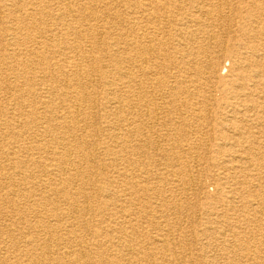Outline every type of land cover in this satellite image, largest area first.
<instances>
[{
	"label": "rangeland",
	"instance_id": "1",
	"mask_svg": "<svg viewBox=\"0 0 264 264\" xmlns=\"http://www.w3.org/2000/svg\"><path fill=\"white\" fill-rule=\"evenodd\" d=\"M47 1H49L48 7L52 9L53 13L48 20L54 22L57 20L54 17L62 12L58 8L59 2L66 8L72 7L81 11L86 9V13H89L87 10L91 7L92 10L96 11L94 18L99 17L94 21L90 18L91 16L86 14L87 22L81 21V26L84 28L93 22L98 24V31L91 36V39L86 38L82 43L83 48L87 51L99 47L98 50L103 59L101 55L97 54L100 56V61L93 56L88 61L92 76L85 80L86 88H89L85 92L95 101L85 105L82 120L78 122L81 130L77 133V135L80 134L78 135L79 138L83 136L80 139L92 141V149L97 148L96 156H94L91 161L92 165L89 167L91 175L84 179V183L81 181L82 184L75 185L73 188V192L79 188H84L82 190L90 196V207L87 213L79 212L73 214V217H77V221L80 223L92 216L100 215L101 210H103L101 215L112 217L118 223H125L131 218L139 217L162 218L164 220L178 217L181 223L190 225L188 228L195 235H201L200 233H203L206 228H209V232H211L208 239L201 236L202 240L198 238L191 244L192 251L196 253V256L199 254V257L203 256L202 248L206 241H210L209 254L215 259L216 264H229V262L236 260L238 261L235 264H264V200L258 199L259 202H257L251 199L248 203L245 199H240V197L247 195L248 189L261 190L259 183L264 184V169L260 173L261 182H258L255 179L257 171L251 165L254 162V156L250 154L248 156L246 153V143L239 144L236 142L234 137L240 134V131L229 124L230 118L235 117L236 121H239L240 130L243 133H248L245 137L264 149L262 109L253 107V103L245 97H239V100L234 99V96L223 87H217L214 90L219 77L227 81H231L232 75L233 78L235 77L236 71L233 69V63L230 59L231 51L236 52L238 48L243 50L247 45H257L262 50L260 44L264 42V36L256 34V31L259 30L257 24V29L254 30L238 28L236 24L242 16L240 10L237 9L239 5L223 6L222 14L226 15L228 12L227 15L231 16L234 22L221 21L214 27L208 22H204L202 26L195 27L198 41L193 46L188 47L189 49L194 47L196 50L192 55L186 48L190 46V43L185 46L187 51L184 54L180 41L182 33L173 27V20L182 11L181 6L178 8L177 2L174 3L171 11L175 15L174 18L168 13L164 15V7L158 8L154 5L156 2L163 4L164 0ZM237 1H240L242 5L245 2L264 5V0ZM9 3L10 5H7L6 9L0 8L1 15L4 17V26L16 27L18 18H25L23 16L25 10L23 9L27 7V0ZM152 15H157L158 19L154 21L151 19ZM39 17L40 14H34L32 18ZM26 20L30 19L26 18ZM76 22L75 13H71L66 20L58 21V24L54 26L55 30L52 37H57L58 40L67 30L66 27L69 24L76 26ZM258 25L264 27V20H261ZM26 30L21 31V34L32 33L31 28ZM106 41H119L120 46L101 47ZM122 41L123 43H121ZM131 42L139 43L140 47H148L152 50L153 59L147 69L153 70V75L149 77L150 84L157 87L159 81L164 80L165 83L173 84L176 80L177 90L175 93H170L165 89L168 87L164 85L163 90L143 91L142 82L146 81L147 77H144L139 71L144 65L137 62L131 68L135 74L128 78L129 86L123 90L126 97H133V101L121 102L114 107V112H118V116L111 120L109 102L115 96V92L110 87L108 88V84L102 82L101 76L108 70H112V75L116 73L111 64L110 52L118 48L129 49L130 47H126L125 44ZM3 43V47L6 48L0 49L1 57L4 53H8L13 58L8 59L11 67L4 66V68L2 67L3 70L0 68V71H3L2 75L0 73V77H9L12 84L17 82L25 90L29 87L27 82L29 76L32 75L38 82L44 75L33 63H38L41 57L47 56L46 53L53 54L58 48L54 43L50 50L49 47L45 50L46 53L41 52V50L29 57L28 55L25 56L24 46H13L5 38ZM135 52V50L127 51L128 54L126 55ZM206 52L216 56L220 61V65L216 67L215 71L208 69V66L203 63V59L208 56ZM18 57L25 60V65L19 67L16 65ZM196 68L201 72L199 77L196 76ZM210 72L215 73L216 76H212ZM17 73L20 75L18 76ZM199 78L203 82L199 86L201 91L194 87V83L197 82L194 80ZM130 84L133 86V90L130 88ZM211 85L213 87H210ZM36 88H41V85L35 84L33 89L38 91ZM59 90L61 91V88ZM11 91V93L10 91L0 92V103L6 105L5 111L1 113L2 115L0 114V122H3L6 116H10L11 113L18 112V115L16 114L14 120L11 121L10 132L12 134H5L3 139H7L6 145L0 150L8 149L11 151L12 157L17 160L31 154L43 160L44 163H48L50 160H45V156L39 151L29 149L32 148L34 141L31 135L37 129L36 125H31L32 123L27 122L29 130L17 138L18 144L11 145V142L14 141V134L19 135L24 129L22 122L28 121L27 114L31 111L30 107H24L20 111L18 103L26 99L24 98L25 94L20 97V94ZM54 98L53 104L56 105L59 98L57 96ZM28 101H30V97ZM34 101L33 106L39 104L38 106L45 107L44 104H40L39 99ZM260 102L264 104V97L258 98V104ZM15 107L18 111L15 110ZM199 115L204 116V119L200 118ZM20 128L22 129L19 130ZM185 131L193 132L189 140H192V143L203 141L211 145L204 150H199L202 155L201 160L192 161L188 154L180 152L179 149H174L175 144L179 143L177 138ZM113 134H115V138L118 135L115 140L110 138ZM142 138H148V141H142ZM228 138L230 139L228 140ZM105 144L110 146L108 149L113 154H109V156L113 158V161L104 160L105 154L102 146ZM146 145L147 147H145ZM10 147L12 148L10 149ZM175 157L179 159V163L174 161ZM169 158H173V162ZM261 161L264 163V153L261 155ZM3 164L5 171L0 174V183L7 185L13 178L17 180L22 178L21 175L15 173V164L8 161ZM176 164L179 165L176 167ZM184 164H188L191 168L192 179L190 181L186 180L189 169L184 168ZM83 167L76 165L72 166L70 170L77 173L87 168L84 165ZM176 169H180V176L174 172ZM28 174H31V171ZM104 176H108L110 180L105 179ZM230 186L235 188L234 194L239 199H236L237 202L233 203V208L228 210L229 207L223 205L221 199L222 197L224 200L231 199L228 192ZM103 187H106L110 192L109 196L107 194L102 195L101 189ZM262 193L264 192L262 191ZM5 194L4 197L8 198V202L4 207L0 204V212L6 216H11L10 213L16 210V205L20 202L15 200L16 191L12 193L10 190H6ZM207 199L210 201L209 206L217 209V211L220 210L219 215L214 214L210 219L203 211ZM78 200H81L79 202L81 207L86 204L83 197H79ZM60 201L63 206H66L62 199ZM107 202H113L114 206L112 205L110 209H104L103 204ZM192 206H196V209H191ZM18 207L28 209L26 205L20 204ZM189 218L194 220L193 225L190 224L192 221Z\"/></svg>",
	"mask_w": 264,
	"mask_h": 264
},
{
	"label": "bare ground",
	"instance_id": "2",
	"mask_svg": "<svg viewBox=\"0 0 264 264\" xmlns=\"http://www.w3.org/2000/svg\"><path fill=\"white\" fill-rule=\"evenodd\" d=\"M11 1L18 3L20 0H0V8L6 9ZM176 2L178 8L181 6L182 11L180 10V15L175 18V15L171 11ZM48 3L49 1L47 0H27V7L23 9L25 10V14H23L25 18H18V25L16 27L4 26V17L1 15L2 11L0 9V49L6 48L3 47L4 38L13 46H24L23 51L25 56L28 55L29 57H32L41 50V52L46 53L45 50L48 47L50 50L54 43L58 46L56 52L53 54L46 53L47 56H40L41 59L38 60V63H33L37 65L36 67L44 75L42 74L43 76L38 82H36L32 75L31 77L29 76L27 81L29 85L28 89L21 88L17 82L12 84L9 81L10 78L7 76L0 77V92L10 91L11 93V90H13L15 93L20 94V97H23L22 94H25L24 98L26 99L18 103L19 109L21 111L24 107L31 108L30 113L27 114L28 121L22 122L24 129L20 132L21 134H14V141L11 142V145L18 144L17 138L23 132H28L29 130L27 122L32 123L31 125H36L37 129L31 135L34 141L32 148L29 149L39 151L45 156V160H50L48 163H44L43 160L31 154L23 157L21 160H17L12 157V153L8 149L0 150V160H2L0 161V174L5 171L3 163L8 161L15 164V173L22 176L20 180L12 177L13 180L7 185L0 183V204L3 205L2 207L7 205L8 202V198L4 197L6 190H10L12 193L16 191L14 195L15 200L20 202L17 203L16 210L10 213L11 216H6L0 212V264H216L215 259L209 254L211 249L210 241L205 242L202 248V257H199V253V256H196V253L192 251L191 244H193L194 240L197 241L198 238L202 240V237L205 239L209 238V233H211L209 232V228L200 233L201 235H195L191 232V229L189 230L188 227L190 225L181 223L178 217L167 220L162 218L147 219L146 217L131 218L125 222L127 225H124L125 223L123 222L118 223L112 217L101 215L103 210L100 211V215L96 214L97 216H92L80 223L77 221V217H73V214L79 212L87 213L90 207V196L82 190L84 188H79L75 192H73V188L91 175L89 167H91V161L96 156L97 148L95 145V148L92 149V141L80 139L83 136L79 138L78 135L80 134L77 135V133L81 130L78 122L82 120L85 105L95 101L85 92L86 89H89L88 87L86 88L85 80L92 76L91 66L89 67L88 61L91 56L99 61L100 56L98 55L102 57V54L98 50L99 47H96L95 50L87 51L83 48L82 43L86 38L91 39V36L98 31V24L93 22L87 28H84L81 26V21L87 22L86 14L91 16L90 18L94 21L99 17L94 18L96 11L92 10L91 7L87 10L89 13H86V9L81 11L72 7L66 8L59 2L58 8L62 12L57 17H54L55 20L57 19L54 22L53 20H48L53 15L52 9L48 7ZM163 4L156 2L154 5L158 8L164 7V15L168 13L175 18L173 20V27H176L182 33L180 41L184 54L187 51L186 48L193 46L198 41L195 27L202 26L204 22H208L213 27L220 24L221 21L234 22V19L227 15L228 12L226 15L222 14V7L227 5H239L237 9L240 10L242 16L236 24L238 28L254 30L258 26L259 30L256 31V34L264 36V30H261L264 27L258 25L261 20H264V5L261 4L245 2L242 5L237 0H164ZM71 13L76 14L77 25L69 24L66 27L67 30L63 32L62 37H59L58 40L57 37H52L55 30L54 26L58 24V21L66 20ZM111 13L113 14V12ZM34 14H40V17L34 19L32 18ZM116 15L119 16V14ZM116 15L114 16L117 17ZM26 18L30 20H26ZM151 19L155 21L158 19V16L152 15ZM164 21H166L165 18ZM205 26L209 27L207 24ZM30 28L32 33L21 34V31ZM146 33H148L147 30ZM74 34L76 35L74 36ZM119 43V41H106L101 47L108 48L110 45L120 46ZM189 43L190 46L185 48ZM125 45L130 48H118L110 52L111 64L114 66L116 73L112 75V70H108V72L103 73L101 76L102 82L108 84V88L110 87L115 92V96L109 102L111 120H114L118 116V112H114V107L121 104V102L133 99V97H126L123 90L129 86L130 82L128 78L135 74L131 68L137 62L144 65L139 71L142 72L144 77H147L146 81L142 82L143 91L163 90L164 85L168 87L165 89L170 93H175L177 90L176 80L173 84L165 83L164 80L159 81L158 88L150 84L149 77L153 75V70L149 71L147 69L153 59L151 48L140 47L139 43L135 44L134 42L126 43ZM260 45L262 50L257 45H247L243 50L242 48H238L236 52L231 51L230 59L233 63V69L236 71L235 77L233 78L232 75L231 81L219 77L214 90L217 87H223L229 94L234 96V99L239 100V97H245L250 100L253 103V107L262 109L263 114L261 118L264 121V104L262 102L258 104V98L264 97V42H261ZM134 50L136 51L134 54L126 55L128 54L127 51ZM189 51L193 55L196 50L193 47ZM1 55L0 68L3 70L4 66L11 67L9 66L8 59L12 56H9L8 53H4L2 57ZM18 58L16 65L18 67L25 65V60ZM56 58L58 59L54 61ZM12 62L14 63V61ZM203 63L212 71H215L216 67L220 65V61L216 56L210 55V53L203 59ZM195 66L196 63L194 64V68ZM196 71V76H198L201 72L197 68ZM0 73L2 75L3 71H0ZM5 74L7 73L5 72ZM210 74L216 76L213 72H210ZM171 77H174V75H171ZM194 81L197 82L194 83ZM194 81L192 80L195 85L194 87L201 91L202 89L199 86L203 84L202 80L199 78ZM35 84L41 85V88H36L38 91L33 89ZM210 87H213V85ZM59 88H61V91ZM130 88H133L131 84ZM55 96L59 98V102L56 105L53 104ZM29 97L30 101H28ZM36 99H39L40 104H44L45 107L38 106L39 104L33 106V101H36ZM5 108L6 105L0 103V114L5 111ZM15 110L18 111L16 107ZM16 114L18 115V112L11 113L10 116H6L5 119L3 118V122H0V148L6 145L7 139H3L5 134H12L10 132L11 121L14 120ZM201 115L199 117L204 119V116ZM224 115L226 116V114ZM196 122L199 123L198 121ZM238 122L235 117L229 120V124L234 126L237 131H240V134H237L234 139L239 144L246 143V153L248 156L249 154L254 156V162L251 165L254 166L258 174L255 175V179L261 182L260 173L264 169L261 155L264 153V149L245 137L248 133H243L240 130ZM192 134L193 132L189 131L181 133L177 138L179 139V143L175 144L174 149L185 152L192 161H196V159L201 160L202 155L199 150H204L211 145L203 141L192 143V140L189 141ZM47 137L49 138L47 139ZM110 138L115 140V134L112 137L110 136ZM143 140L146 142L148 138H142ZM109 147L105 144L102 146V149L105 154L104 160L110 162L111 160L113 161V158L109 154L113 153L109 150ZM169 160L173 162V158H169ZM178 160L175 157L174 161L177 162ZM76 165H81V168L84 165L87 168L77 173L71 171L70 168ZM178 165L176 164L175 166L177 167ZM184 168L189 169L186 180L190 181L192 179L191 168L188 164H184ZM180 169L174 171L178 176L181 174ZM29 171H31V174H28ZM104 178L108 179V176H104ZM185 184L187 183L185 182ZM259 184L261 190L248 189L247 195L240 197V199H245L248 203L251 199L257 202H259L258 199L264 200V193H262V191L264 192V184ZM228 192L231 195V199L224 200V197H222L221 201L223 205L229 207V210L233 208V203L237 202L236 199L239 198L234 194L235 188L230 186ZM101 193L103 196L105 194L110 195L106 187L101 189ZM79 197L84 198L86 204L83 207L79 203L81 201L78 200ZM61 199L66 206L61 204ZM20 204L26 205L28 209L26 208L27 210H25L18 207ZM113 204V202H107L103 204V207L104 209H110ZM209 204L210 201L207 199L206 205L208 206L205 205L203 209L208 219L214 214L219 215L220 212V210L213 209ZM191 209H196V206H192ZM189 220L192 221L189 222L193 225L194 220L192 218H189ZM236 261L229 262V264H235Z\"/></svg>",
	"mask_w": 264,
	"mask_h": 264
}]
</instances>
